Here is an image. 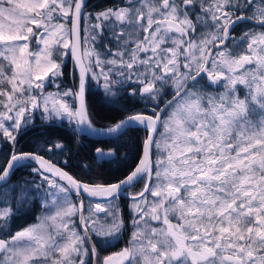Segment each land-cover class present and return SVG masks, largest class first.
I'll return each instance as SVG.
<instances>
[{"label": "snow or ice", "instance_id": "6c2138e0", "mask_svg": "<svg viewBox=\"0 0 264 264\" xmlns=\"http://www.w3.org/2000/svg\"><path fill=\"white\" fill-rule=\"evenodd\" d=\"M93 82L143 109L96 127ZM37 117L87 136L142 127V155L123 179L84 183L46 158L62 140L18 147ZM20 169L33 178L13 182ZM141 182L126 221L118 201ZM37 197L45 212L13 231ZM0 264H264V0H0Z\"/></svg>", "mask_w": 264, "mask_h": 264}, {"label": "trees", "instance_id": "16d2710c", "mask_svg": "<svg viewBox=\"0 0 264 264\" xmlns=\"http://www.w3.org/2000/svg\"><path fill=\"white\" fill-rule=\"evenodd\" d=\"M113 2H119V0H87L88 8L93 12L111 6ZM249 26L250 25L247 24L241 25L237 28L236 34L238 35L242 29ZM65 59V75L63 77L62 86L72 87V74L75 68L70 57ZM218 88L219 87L208 89V91H214ZM86 101L93 124L98 128L113 124L127 115L130 110L139 111L144 107L142 103H137L127 95H124L122 99L116 100L113 103L110 98L104 96L102 88H98L94 82L91 84L86 94ZM145 133L146 131L141 127L127 131L122 136L116 134L111 137L96 139L83 134L78 135L74 132V125L69 124L67 120L63 122L57 121L54 126H44L40 123L39 117H37L35 125L22 137H18V147L22 150H38V146L43 144L45 139L49 141L53 139L62 140L67 146L64 156L54 153L44 154L57 162H60L62 158L67 159L68 163L64 164V167L81 180L103 183L121 177L132 168L140 154ZM97 147L116 149V151L115 154L110 157L98 158L94 151ZM29 173L30 169H20L16 172L15 176L12 177V180L13 182L20 183H23L25 180H31L33 177L30 176ZM142 187L143 184L141 182L128 190L137 192ZM73 199L75 198L73 197ZM118 203L125 220H130V200L127 197H120ZM87 204L88 199L86 198L85 205L87 206ZM42 210L43 208L39 202V197H37L35 202L29 204L26 209H22L17 213L11 222L12 230H19L22 227L35 223L36 217L39 216V213L42 214ZM130 234L131 227L129 226L127 230L121 233L119 238L120 243L127 244ZM105 251L101 252V254Z\"/></svg>", "mask_w": 264, "mask_h": 264}, {"label": "water", "instance_id": "95a60500", "mask_svg": "<svg viewBox=\"0 0 264 264\" xmlns=\"http://www.w3.org/2000/svg\"><path fill=\"white\" fill-rule=\"evenodd\" d=\"M72 60V59H71ZM73 62V61H72ZM74 65V64H73ZM74 68H75V65H74ZM76 71H78V70H76ZM74 103H76L75 101H74ZM126 116V115H125ZM125 116H123L122 118H120L119 120H121V119H123ZM119 120H117V121H119ZM116 121V122H117ZM115 123V122H114ZM146 135H147V132L145 133V136H144V138H143V140L145 139V137H146ZM85 136H87V135H85ZM88 137H91V138H107V137H111V136H104V135H91V136H88ZM142 145H143V141H142ZM142 145H141V150H140V154H139V156H138V158H137V160H136V162H135V164L138 162V159H139V157L142 155ZM96 149V148H95ZM105 151H108L109 149H104ZM24 151H32V150H24ZM95 151V150H94ZM46 158H49V157H47L46 156ZM99 158V157H98ZM52 161L54 162V163H56V165L58 166V167H61V168H63L64 170H66V171H68L62 164H60V163H58V162H56V161H54L53 159H52ZM134 164V165H135ZM133 165V166H134ZM132 166V167H133ZM132 169V168H131ZM130 169V170H131ZM129 170V171H130ZM129 171H127L124 175H122L121 177H119V178H117V179H115V180H113V181H110V182H116V181H118V180H120V179H123L125 176H126V174L129 172ZM69 172V171H68ZM69 174H71V175H73L72 173H70L69 172ZM74 176V175H73ZM75 178H77L76 176H74ZM78 180H80V181H82V182H84V183H89V184H94L95 182H87V181H84V180H81V179H79V178H77ZM103 183H107V182H103ZM121 196H127V192H125L124 194H122ZM77 220H78V218H77ZM78 223H79V220H78ZM124 246H122L121 248H123ZM121 248H119V249H116V250H112V251H110V252H108V253H106L105 255H109V254H111L112 252H116V251H119ZM105 255H103V256H105Z\"/></svg>", "mask_w": 264, "mask_h": 264}, {"label": "flooded vegetation", "instance_id": "af4514ba", "mask_svg": "<svg viewBox=\"0 0 264 264\" xmlns=\"http://www.w3.org/2000/svg\"><path fill=\"white\" fill-rule=\"evenodd\" d=\"M96 139H99V138H96ZM100 148H102V147H100ZM103 149H107V148H103ZM64 160H66V159H65V158H62L61 161L58 162V163H60V164H62V165L64 166ZM54 161H55V160H54ZM56 162H57V161H56ZM126 192H131V191L126 190ZM121 197L124 198V197H127V196H121ZM85 199H86V198H85ZM75 220H76V223L78 224V220H77V218H76ZM125 245H126V244H122V243H120L119 240H118V241L113 240V241H112V245H111V246H108V247H107V250H106L104 253H102L101 256L105 255L106 253H108V252H110V251H112V250L119 249V248H121L122 246H125Z\"/></svg>", "mask_w": 264, "mask_h": 264}, {"label": "rangeland", "instance_id": "374dc122", "mask_svg": "<svg viewBox=\"0 0 264 264\" xmlns=\"http://www.w3.org/2000/svg\"><path fill=\"white\" fill-rule=\"evenodd\" d=\"M47 91H55V88L54 87H52V86H50V87H48L47 88ZM215 92H220V91H223V89L222 88H218L217 90H214ZM243 94V93H242ZM68 100H69V103H74V101L71 99V98H68ZM164 131V129L161 127V129H160V132H163ZM39 202H40V197H39ZM131 203V202H130ZM41 204V203H40ZM45 212V209L43 208V210H42V214ZM42 214H40L39 213V216H41ZM73 219H75V217L73 218ZM130 239V238H129Z\"/></svg>", "mask_w": 264, "mask_h": 264}]
</instances>
